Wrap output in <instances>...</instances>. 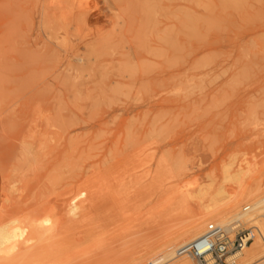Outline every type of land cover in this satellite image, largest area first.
I'll use <instances>...</instances> for the list:
<instances>
[{
    "label": "rangeland",
    "instance_id": "obj_1",
    "mask_svg": "<svg viewBox=\"0 0 264 264\" xmlns=\"http://www.w3.org/2000/svg\"><path fill=\"white\" fill-rule=\"evenodd\" d=\"M258 194L264 0H0V264L154 259Z\"/></svg>",
    "mask_w": 264,
    "mask_h": 264
},
{
    "label": "bare ground",
    "instance_id": "obj_2",
    "mask_svg": "<svg viewBox=\"0 0 264 264\" xmlns=\"http://www.w3.org/2000/svg\"><path fill=\"white\" fill-rule=\"evenodd\" d=\"M79 66H81V65H79ZM39 185H41V184H39ZM121 185H122V183H121ZM31 186L32 185H30V187ZM24 187H26V186H24ZM36 188H37V190L39 189L38 187H36ZM36 188H35V191H37ZM40 190H43V189H40ZM34 193L37 194L38 192L37 193L34 192ZM253 197H256V198H253V200H252V198L250 199L251 200L250 202L253 201L251 204L249 203L250 205L248 204V206H245L242 211H240L238 213H233L231 216H228V217H225L226 216L225 212H227L228 208H224V209L220 208V209H215V210L211 209L208 211L199 212L197 215H194L193 217H191L186 222V224L182 225L178 231H176L175 233L170 235L168 240L162 244V246H161L162 248L160 251L161 253L159 252L160 254H158V256L156 258L153 257L154 259H151L150 256H144L141 259V261H139V263H132V264H193L189 260L185 259V257L178 256L177 250L185 248V247L193 244L194 242L197 241V239H199L205 235H208L209 233H211L212 231H214L217 228H223V229H225V231L227 233L231 234V233H235L237 228L242 227L243 226L242 223H248V222L254 221V220H255V226L245 228V229H251L253 231V233L255 234L252 241L248 245L244 246L241 250L237 251L236 253L231 254L227 258V261L231 264H236V263L237 264H264V218H261V217H264V196L260 197V195L258 194V196L256 195ZM49 198H51V197L49 196ZM43 199L41 201L42 203L44 201ZM47 199H48V197H47ZM48 200H51V199H48ZM48 200L44 204H42V205L40 204L41 211L46 210V209L49 211L50 206H53L52 202L54 203V201L53 200H52V202L49 201L50 202L49 203ZM4 201H5V199H4ZM49 204H50V206H49ZM229 210H230V208H229ZM230 212L231 211H229L228 213H230ZM47 217L48 216L41 217L39 223L36 225V231L35 232L38 231L39 232V233L37 232L38 234H40V233L44 232V230H46V227L48 226L47 225L48 220L46 221ZM217 217H218V219L221 218V221H218V219H216ZM208 220H214V222L211 221V223H208L206 225ZM40 235H42L43 238H45L47 241V238L45 237L46 236L45 232L43 234H40ZM42 236H41V239H42ZM8 240H12V239L9 238ZM42 243H46V242L45 241L43 242V240H42ZM47 243H49V242L47 241ZM38 247H37V249H39ZM11 248H12V246H11ZM9 249L10 248L8 247L7 250L9 251ZM31 249H32V246H31ZM37 249H35V251ZM12 250H13V248H12ZM9 252H11V251H9ZM16 252H18V251L16 250ZM31 252L33 253V249ZM8 254H12V253H8ZM31 254H29V255H31ZM42 254H44V253H42ZM12 255H14V254H12ZM37 255L40 256L41 254H37ZM31 256H33V255H31ZM45 257H46V253H45L44 259H45ZM31 258H33V257H31ZM37 258H39V257H36V260H37ZM42 258H40V259H42ZM186 258H188V257H186ZM130 259L128 257L125 259H122L119 264H128Z\"/></svg>",
    "mask_w": 264,
    "mask_h": 264
},
{
    "label": "built area",
    "instance_id": "obj_3",
    "mask_svg": "<svg viewBox=\"0 0 264 264\" xmlns=\"http://www.w3.org/2000/svg\"><path fill=\"white\" fill-rule=\"evenodd\" d=\"M255 234L251 229L238 230L234 237L217 228L193 244L177 250L180 257H188L196 264H231L227 258L248 245Z\"/></svg>",
    "mask_w": 264,
    "mask_h": 264
}]
</instances>
